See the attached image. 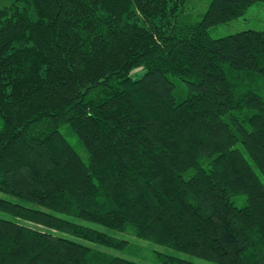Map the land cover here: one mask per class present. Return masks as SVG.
Listing matches in <instances>:
<instances>
[{"label": "trees", "instance_id": "trees-1", "mask_svg": "<svg viewBox=\"0 0 264 264\" xmlns=\"http://www.w3.org/2000/svg\"><path fill=\"white\" fill-rule=\"evenodd\" d=\"M185 1L0 8V264H139L104 251L128 241L81 223L264 264V29L209 34L264 0H209L194 22Z\"/></svg>", "mask_w": 264, "mask_h": 264}, {"label": "rangeland", "instance_id": "rangeland-1", "mask_svg": "<svg viewBox=\"0 0 264 264\" xmlns=\"http://www.w3.org/2000/svg\"><path fill=\"white\" fill-rule=\"evenodd\" d=\"M11 3L12 0H0V8L4 6H8ZM208 5H209V0H186L184 5L185 19L190 20L192 22L200 20L203 13L206 11ZM263 29H264V2H257L249 6L247 10L244 12L243 16H241L240 18L226 24H221L211 27L209 29V34L211 38L218 39L246 30L261 31ZM143 73L144 71L141 70L140 68L133 69L131 72V77L133 79H138L141 77ZM174 85H175L176 95L181 97V89H183L184 84L180 80L175 79ZM59 131L68 141V143L71 145L74 151L78 154L82 162L88 164L89 159L86 150L83 148L77 137L71 132L69 127L66 125H62L59 128ZM233 202L237 207L239 208L243 207L245 205V197L236 196L233 198ZM81 224L87 227L94 228L96 230L106 231L110 235L128 241V244L122 250L104 249L106 253L114 257L124 258L139 264H160L157 261L155 255L157 253H162V254L175 255L198 264H213L204 261L202 259H199L197 257L175 253L167 249L166 247L151 244L149 242L132 237L131 235L126 233L105 230L101 226H97L89 223H81Z\"/></svg>", "mask_w": 264, "mask_h": 264}]
</instances>
